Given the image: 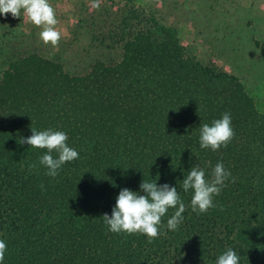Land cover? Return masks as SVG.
<instances>
[{
    "label": "trees",
    "instance_id": "trees-1",
    "mask_svg": "<svg viewBox=\"0 0 264 264\" xmlns=\"http://www.w3.org/2000/svg\"><path fill=\"white\" fill-rule=\"evenodd\" d=\"M152 33L132 36L121 60H98L83 74L33 54L0 77L4 264H216L229 248L239 264H264V113L239 76L188 54L176 36ZM39 61L34 78L52 82H13L32 78L28 69ZM225 112L234 139L218 151L202 149L200 127ZM32 128L66 132L79 159L46 175L38 157L47 150L18 142ZM218 162L231 177L216 207L194 212L183 179L194 165L210 176ZM144 178L176 187L186 205L179 229L167 228L169 209L164 234L152 242L113 233L102 217L122 189L144 194Z\"/></svg>",
    "mask_w": 264,
    "mask_h": 264
},
{
    "label": "rangeland",
    "instance_id": "rangeland-1",
    "mask_svg": "<svg viewBox=\"0 0 264 264\" xmlns=\"http://www.w3.org/2000/svg\"><path fill=\"white\" fill-rule=\"evenodd\" d=\"M260 1L100 0L97 10L92 7L94 0H49L61 33L57 47L43 43L42 28L23 11L19 18L0 13V77L12 61L33 54L61 62L66 72L83 74L98 60H121L125 41L150 31L152 36H176L188 54L239 76L264 113V11L260 9L264 6ZM40 64L28 69L34 73L32 78L13 82L49 84L52 80L34 78Z\"/></svg>",
    "mask_w": 264,
    "mask_h": 264
},
{
    "label": "clouds",
    "instance_id": "clouds-1",
    "mask_svg": "<svg viewBox=\"0 0 264 264\" xmlns=\"http://www.w3.org/2000/svg\"><path fill=\"white\" fill-rule=\"evenodd\" d=\"M100 6V0H94L92 7L98 10ZM22 11L35 26L42 28L39 35L43 43L57 47L61 33L55 27L58 20L49 0H0V13L5 16L10 13L13 18H19ZM32 133L29 137H21L18 142L26 143L35 149L47 150L38 157V164L47 169L46 175L55 178L63 165L79 159V152L67 143L66 132L52 129L38 131L32 128ZM234 137L232 118L227 112L211 124L204 123L200 127L199 141L202 149L218 151L221 147L226 148ZM53 152L58 155L54 156ZM37 167V163H33L28 169L31 172ZM229 177L231 172L222 162L215 165L210 176L206 175L204 169L194 165L181 185L185 192L193 191L190 202L192 210L206 213L216 207L214 198L221 194ZM41 187L43 188V185ZM140 190L144 194L128 188L119 192L112 214L105 213L102 216L108 230L113 233L144 234L149 242H152L164 234L162 218L167 215L169 209L175 211L167 220V228L178 230L184 219L186 205L177 188L167 183L158 185L157 181L149 182L144 178ZM6 252L7 244L0 239V264H4ZM239 261L237 252L229 248L218 257L216 264H239Z\"/></svg>",
    "mask_w": 264,
    "mask_h": 264
},
{
    "label": "crops",
    "instance_id": "crops-1",
    "mask_svg": "<svg viewBox=\"0 0 264 264\" xmlns=\"http://www.w3.org/2000/svg\"><path fill=\"white\" fill-rule=\"evenodd\" d=\"M260 2H261V5H263V6H264V1H263V0H261ZM260 9H262V11H264V8H263V7H262V8H260Z\"/></svg>",
    "mask_w": 264,
    "mask_h": 264
}]
</instances>
